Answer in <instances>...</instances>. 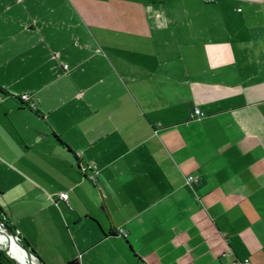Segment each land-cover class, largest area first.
Listing matches in <instances>:
<instances>
[{
    "label": "crops",
    "instance_id": "1",
    "mask_svg": "<svg viewBox=\"0 0 264 264\" xmlns=\"http://www.w3.org/2000/svg\"><path fill=\"white\" fill-rule=\"evenodd\" d=\"M0 87L42 264H264V0H0Z\"/></svg>",
    "mask_w": 264,
    "mask_h": 264
},
{
    "label": "trees",
    "instance_id": "2",
    "mask_svg": "<svg viewBox=\"0 0 264 264\" xmlns=\"http://www.w3.org/2000/svg\"><path fill=\"white\" fill-rule=\"evenodd\" d=\"M2 91L3 90L0 87V92ZM0 219L7 225V227H9L13 232L16 233V228L13 226L12 222L9 220V218L6 216V214L2 211L1 208H0ZM17 236H18V240L20 244L31 252L36 262L38 264H42L40 261L37 260L38 259L37 254L34 252V250L30 248L27 241L24 238L20 237V235H17ZM0 264H15V262L10 258V256L5 251L0 250ZM66 264H81V262L79 259H73L71 261H68Z\"/></svg>",
    "mask_w": 264,
    "mask_h": 264
},
{
    "label": "water",
    "instance_id": "3",
    "mask_svg": "<svg viewBox=\"0 0 264 264\" xmlns=\"http://www.w3.org/2000/svg\"><path fill=\"white\" fill-rule=\"evenodd\" d=\"M0 228H1V232L4 233L8 237V239L14 240L16 244L19 246V248L23 251L24 255L26 256L27 264H38L35 258L33 257V255L31 254V252L20 244L17 233L13 232L9 227H7V225L1 219H0ZM5 252L10 256V258L15 262V264H25V263H21L17 258L13 257L10 254L9 247L5 248Z\"/></svg>",
    "mask_w": 264,
    "mask_h": 264
},
{
    "label": "built area",
    "instance_id": "4",
    "mask_svg": "<svg viewBox=\"0 0 264 264\" xmlns=\"http://www.w3.org/2000/svg\"><path fill=\"white\" fill-rule=\"evenodd\" d=\"M207 1H209V2H214L215 0H207ZM66 67H67V66H66ZM20 99H21L22 101H23V100H26L27 102H30V103L28 104V106H29L32 110H35V109H36V104H35V102H31V100H30V96H29V95H23V96L20 97ZM23 102H24V101H23ZM194 115H198V116L203 117V116H204V113H202L201 110H199V109H195V110H194ZM89 168H90L91 170L94 169L92 166H90ZM194 181H195V179H194L193 176H190V177L188 178V182H189V183L194 182ZM60 197H61L62 199H67V194H66V193H62V194L60 195ZM241 264H254V263H252L251 260H249L248 258H245V259L242 260Z\"/></svg>",
    "mask_w": 264,
    "mask_h": 264
},
{
    "label": "bare ground",
    "instance_id": "5",
    "mask_svg": "<svg viewBox=\"0 0 264 264\" xmlns=\"http://www.w3.org/2000/svg\"><path fill=\"white\" fill-rule=\"evenodd\" d=\"M1 234L4 233L1 232V228H0V246L5 248L9 247L11 254L16 253L13 255L15 258H17L21 263L27 264L26 256L24 255L23 251L19 248V246L16 244V242L14 240L8 239V237L7 240H3L1 238Z\"/></svg>",
    "mask_w": 264,
    "mask_h": 264
},
{
    "label": "rangeland",
    "instance_id": "6",
    "mask_svg": "<svg viewBox=\"0 0 264 264\" xmlns=\"http://www.w3.org/2000/svg\"><path fill=\"white\" fill-rule=\"evenodd\" d=\"M17 235H18V234H17ZM1 238H2L3 240H7V236H6L5 234H1ZM0 250L5 251V247H1V246H0ZM10 254H11V251H10ZM14 254H16V253H13V254H11V255L13 256ZM13 257H14V256H13Z\"/></svg>",
    "mask_w": 264,
    "mask_h": 264
}]
</instances>
